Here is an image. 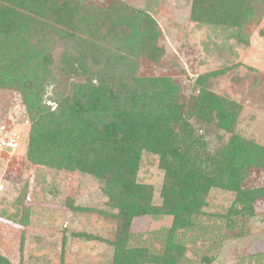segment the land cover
<instances>
[{"label": "trees", "instance_id": "trees-1", "mask_svg": "<svg viewBox=\"0 0 264 264\" xmlns=\"http://www.w3.org/2000/svg\"><path fill=\"white\" fill-rule=\"evenodd\" d=\"M263 17L264 0H191L189 9L197 27L245 45L243 28ZM160 37L155 19L123 0L104 7L0 0V88L21 97L30 122L26 159L115 186L112 264H180L184 247L174 236L202 215L211 189L234 193L227 227L253 216L264 198V187L244 186L250 170H264V146L232 134L231 102L206 91L204 77L195 81L201 88L190 106L168 77L137 75L138 58L163 57ZM192 120L232 135L210 154ZM143 155L157 157L163 173L159 205L153 188L137 181ZM145 216L169 217L168 233L158 246H131V222ZM0 264L11 263L0 255Z\"/></svg>", "mask_w": 264, "mask_h": 264}, {"label": "rangeland", "instance_id": "rangeland-1", "mask_svg": "<svg viewBox=\"0 0 264 264\" xmlns=\"http://www.w3.org/2000/svg\"><path fill=\"white\" fill-rule=\"evenodd\" d=\"M80 1L104 7L112 0ZM123 1L148 12L161 31L163 57L155 63L138 58L137 75L168 77L190 106L201 88L195 81L204 77L206 91L235 107L232 134L264 146V17L243 28L245 45L235 37L191 23V0ZM43 48L42 44L35 46L37 52ZM46 92L50 96L51 87ZM46 104L51 110L56 107L50 101ZM191 123L210 154L232 135L196 120ZM29 131L20 95L0 88V139L7 136L17 141V148H0V255L11 264H112L115 186L102 185L78 171L31 164L26 159ZM137 181L153 188V204L159 205L163 173L157 157L142 156ZM244 186L264 187V170H250ZM234 197L219 189L208 192L202 215L193 220L191 228L174 236L184 247L180 264H264V198L255 201L253 216L236 219L227 227L225 216ZM170 223L164 216L134 219L129 244L158 246Z\"/></svg>", "mask_w": 264, "mask_h": 264}, {"label": "built area", "instance_id": "built-area-1", "mask_svg": "<svg viewBox=\"0 0 264 264\" xmlns=\"http://www.w3.org/2000/svg\"><path fill=\"white\" fill-rule=\"evenodd\" d=\"M0 148L1 149H14L17 148V141L12 137L5 136L0 139Z\"/></svg>", "mask_w": 264, "mask_h": 264}]
</instances>
